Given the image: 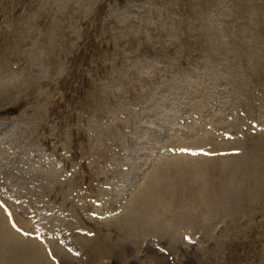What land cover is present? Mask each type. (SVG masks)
Returning a JSON list of instances; mask_svg holds the SVG:
<instances>
[{"label": "rangeland", "instance_id": "1", "mask_svg": "<svg viewBox=\"0 0 264 264\" xmlns=\"http://www.w3.org/2000/svg\"><path fill=\"white\" fill-rule=\"evenodd\" d=\"M152 174L193 228L127 220ZM0 210L46 264H264V0H0Z\"/></svg>", "mask_w": 264, "mask_h": 264}, {"label": "bare ground", "instance_id": "2", "mask_svg": "<svg viewBox=\"0 0 264 264\" xmlns=\"http://www.w3.org/2000/svg\"><path fill=\"white\" fill-rule=\"evenodd\" d=\"M189 152V151H188ZM239 157L238 158H236V160L238 161V162H240L239 160ZM235 160V161H236ZM228 162H230V164H228L230 167L231 166H234L233 168H235L237 165L236 164H238V163H234V161L233 160H229ZM179 164V163H178ZM178 164H176V165H178ZM226 164V163H225ZM204 165V164H203ZM179 166V165H178ZM201 167H203V166H201ZM221 167H222V165H221ZM197 168V167H196ZM208 167H203V168H200L201 170H203V171H206V169H207ZM212 168V167H211ZM232 168V169H233ZM184 169H185V166H184ZM228 169V168H227ZM181 171V170H180ZM209 171H210V168H209ZM226 171H229V169L228 170H226ZM166 172V171H165ZM207 173H209V172H207ZM224 173V172H223ZM231 173V172H230ZM176 174V173H175ZM227 174V173H226ZM233 175V174H232ZM152 176V179L154 180L155 179V182H154V186L152 187L153 189L155 188V191H154V195H152V193H150L151 195L150 196H146V200H145V202L143 201V204L145 205L144 207H137V204H135V205H131L130 206V208L128 209V212H127V214H126V218H127V220H130L132 223L133 222H137V220L139 221H143L144 223H146V224H144V225H147V223L150 221V222H152V223H158L159 225H161V224H163V226H164V228H165V226L166 225H168V227H176V226H180V225H184V223L185 224H187V225H192V228L194 227L193 226V224L195 223V218H196V213L198 212L199 213V211H196V209L195 208H198L199 207V205H198V207H194V204H189L190 205V208H191V210H189V208H186V207H184L183 206V203H180V198H177V196H178V193H177V191H176V189H174V188H172V187H170V186H168V187H166V186H164V185H166L165 183H164V185H162L161 183L162 182H160L157 178H156V174H152L151 175ZM208 176V175H207ZM226 176V175H225ZM234 178V177H233ZM236 178V177H235ZM209 179V178H208ZM162 180V179H161ZM207 180V179H206ZM167 181H170V180H167ZM173 181V180H172ZM168 183V182H167ZM231 183V182H230ZM235 183H236V181H235ZM234 183V184H235ZM206 184V183H205ZM207 184H208V181H207ZM213 184V183H212ZM175 187V186H174ZM207 189H208V191H209V194H206V196L204 195V198H205V204H209V203H213L212 202V199H213V197H212V194L213 195H217V196H219V198H217V199H219V200H217L216 198V200H214L215 202H220L221 204L222 203H224L223 202V200H224V198H227V197H225V196H227L228 195V193H227V189H228V187H223L222 186V184H221V186H220V184H217V185H215V184H213V185H211V186H209V185H207ZM233 187V186H232ZM145 188H147V187H145ZM150 188V187H149ZM205 189H206V187H205ZM207 189H206V191H207ZM215 189V190H214ZM229 189H231V188H229ZM144 190V189H143ZM213 190H214V192H213ZM233 190V189H232ZM179 191V190H178ZM183 191H184V189H183ZM207 191V192H208ZM229 191V190H228ZM145 192V191H144ZM175 192V193H174ZM146 193V192H145ZM211 193V194H210ZM232 193V196H234L235 198H236V203H238L239 202V200L242 198L241 197V192L240 193H234L233 194V192H231ZM148 194V193H147ZM200 195H201V193H200ZM229 196H231V194L229 195ZM231 196V197H232ZM231 197H228L229 199L231 198ZM234 197H232V198H234ZM241 197V198H240ZM200 198V197H199ZM227 198V199H228ZM231 198V199H232ZM201 199V198H200ZM203 199V198H202ZM139 200H141V199H139ZM163 200H164V205H161L160 206V202H163ZM181 200H183V199H181ZM233 200H235V199H232V201ZM169 201H171V202H169ZM227 201H229L230 202V200H227ZM175 203V204H173V203ZM235 202V201H234ZM185 204H186V201L184 202ZM193 203V202H192ZM219 203V204H220ZM228 202H226L225 204H227ZM233 203V202H232ZM232 203H229V204H232ZM200 204V203H199ZM216 204V203H215ZM139 205V204H138ZM196 205V204H195ZM233 205V204H232ZM222 206H223V204H222ZM231 205H229V207H230ZM217 207V206H216ZM226 207V206H225ZM233 207H235V206H233ZM232 207V208H233ZM148 208V209H147ZM162 208H166L165 210H161ZM209 208V207H208ZM222 208V207H221ZM228 208V207H227ZM142 209H144V212H142ZM145 209H147V211H145ZM201 209H204V208H201ZM211 209V208H210ZM224 209V208H223ZM213 210V209H212ZM233 210H236V207L233 209ZM206 210H204V212H205ZM208 211V210H207ZM222 211V210H221ZM213 212V211H212ZM212 212H211V214H212ZM217 212V211H216ZM228 212V211H227ZM234 212V211H233ZM197 213V214H198ZM206 213V212H205ZM208 213H209V211H208ZM210 214V215H211ZM214 214V213H213ZM217 214V213H216ZM227 214V213H226ZM199 216V215H198ZM197 216V217H198ZM215 216V215H214ZM214 216H212L211 215V217H214ZM226 217V216H225ZM200 218V217H199ZM198 218V219H199ZM216 218V217H215ZM210 219V218H209ZM14 220V219H13ZM126 220V221H127ZM181 220H182V222H181ZM139 221V222H140ZM184 221V222H183ZM210 221V220H209ZM138 222V223H139ZM200 222V221H199ZM14 223V222H13ZM155 223V224H156ZM9 224L11 225V222H10V220H9V223H8V218H7V216H5L4 214H3V212L0 210V249L2 248V249H4V248H6V250L9 252V257H7L6 256V258L8 259V260H10V262L8 261L7 263H6V261L7 260H5L4 259V263L5 264H16V263H18V264H21L23 261H26V260H29L30 262H32V263H34V264H37V262H42V263H44V264H46V262H47V260H46V255H48L49 256V254L45 251V249H44V251L45 252H43L40 248H42L40 245H38V244H34V242H31V241H26L25 239H27V238H25V237H22L20 234V236L22 237V238H24V240H22L21 238L19 239V237H17V235H15L14 233H13V230H14V228H15V226L14 227H12V226H10L13 230H11V228L10 227H8L9 226ZM131 225V224H130ZM150 225H152L151 223H150ZM176 225V226H175ZM132 226V225H131ZM195 226H197V225H195ZM203 226V225H202ZM205 226V225H204ZM208 226V225H207ZM154 227V226H153ZM158 227V226H157ZM162 227V226H161ZM129 228V227H128ZM165 229H167L168 230V228H165ZM164 229V230H165ZM25 230V229H24ZM163 230V231H164ZM171 230V229H170ZM15 232H17L16 230H14ZM206 231V230H205ZM18 233H19V231H18ZM38 234H40V233H38ZM44 253H46V255L44 254ZM36 254H38V255H36ZM51 255V254H50ZM29 257H32L31 259H29ZM5 258V257H4ZM3 259V258H2ZM1 259V260H2ZM14 261H16L15 263H14ZM12 262V263H11ZM28 263V262H27ZM0 264H1V262H0ZM25 264V263H24Z\"/></svg>", "mask_w": 264, "mask_h": 264}]
</instances>
